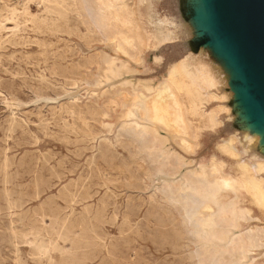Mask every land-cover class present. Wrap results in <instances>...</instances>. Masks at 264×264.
Wrapping results in <instances>:
<instances>
[{
    "label": "rangeland",
    "instance_id": "rangeland-1",
    "mask_svg": "<svg viewBox=\"0 0 264 264\" xmlns=\"http://www.w3.org/2000/svg\"><path fill=\"white\" fill-rule=\"evenodd\" d=\"M86 34L65 0H0V264H193L146 172L115 141L126 126V110L105 104L115 91L89 92L94 63L83 59L109 42ZM176 51L159 50V66L147 53L136 78L157 83ZM198 143L191 166L216 155L210 135Z\"/></svg>",
    "mask_w": 264,
    "mask_h": 264
},
{
    "label": "bare ground",
    "instance_id": "bare-ground-1",
    "mask_svg": "<svg viewBox=\"0 0 264 264\" xmlns=\"http://www.w3.org/2000/svg\"><path fill=\"white\" fill-rule=\"evenodd\" d=\"M65 1L87 28L89 45L97 41L104 47L108 39L109 53L102 49L84 57L82 66L94 63L95 71L83 80L94 88L89 92L115 91L105 104L126 110V126L118 128L115 141L146 172L144 188L154 185L152 203L180 226L190 243V262L264 264V162L243 159L234 139L218 144L219 158L196 166L187 159L196 153L201 133L220 125L219 111L207 110L215 100L211 76L184 58L157 83L136 78L147 53L176 37L172 23L153 14L155 0ZM160 61L154 56L155 64ZM103 127L112 131L110 123Z\"/></svg>",
    "mask_w": 264,
    "mask_h": 264
},
{
    "label": "water",
    "instance_id": "water-1",
    "mask_svg": "<svg viewBox=\"0 0 264 264\" xmlns=\"http://www.w3.org/2000/svg\"><path fill=\"white\" fill-rule=\"evenodd\" d=\"M163 1H154L153 14L172 23L176 37L151 52L153 65L168 46L177 56L165 73L184 58L201 65L215 84L207 110L219 111L220 125L201 133L216 142L214 157L218 144L234 139L243 159L264 162V0H172L170 7ZM155 9L173 12L162 16Z\"/></svg>",
    "mask_w": 264,
    "mask_h": 264
}]
</instances>
